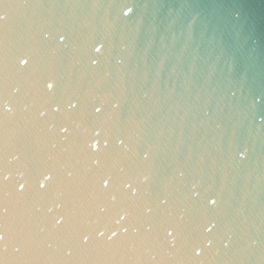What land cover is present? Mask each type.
I'll list each match as a JSON object with an SVG mask.
<instances>
[{
  "label": "water",
  "instance_id": "1",
  "mask_svg": "<svg viewBox=\"0 0 264 264\" xmlns=\"http://www.w3.org/2000/svg\"><path fill=\"white\" fill-rule=\"evenodd\" d=\"M0 264H264V0H0Z\"/></svg>",
  "mask_w": 264,
  "mask_h": 264
}]
</instances>
